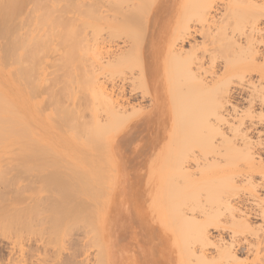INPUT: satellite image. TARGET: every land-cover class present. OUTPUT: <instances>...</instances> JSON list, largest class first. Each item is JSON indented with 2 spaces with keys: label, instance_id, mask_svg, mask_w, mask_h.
Segmentation results:
<instances>
[{
  "label": "bare ground",
  "instance_id": "6f19581e",
  "mask_svg": "<svg viewBox=\"0 0 264 264\" xmlns=\"http://www.w3.org/2000/svg\"><path fill=\"white\" fill-rule=\"evenodd\" d=\"M60 1L63 0H0V186L7 188L10 192L14 191L15 194H17V178L10 177L9 174L17 171V165H12V163L17 161V143L21 135L18 132L20 127V96L18 92L22 89L25 92L24 86L28 85L29 89L27 90L32 94L34 84L31 77L34 74L35 68L32 69L31 62L36 60L40 50V52L44 49L46 52L48 51L47 49L50 45L49 38L52 33L61 28L63 29L62 32L61 29L57 31L61 33L60 37H58L60 41L67 43L71 39L69 42L73 43L74 46L79 44V37L83 26V0H64L67 5L72 7L71 12H73V15L70 20L72 22L71 26L70 24L59 23L61 25L57 28L56 24L58 25L60 20L57 18L55 21L53 20L52 11L54 14L56 13V10L59 9L58 2ZM90 1L91 12L89 16L91 15V23L89 24L94 32L96 31L95 34L97 33L98 35L99 31L105 30L104 28H107L109 32L112 30L115 34L123 32L132 34L130 35L133 38V46L131 47H133L132 51L134 54L130 52L133 54V58L130 57L129 61L137 62L136 79L138 82H135L136 84L139 83L140 88H142L143 99L150 98L152 107L147 113L139 109L126 115L123 112L124 108L122 109L121 107L122 110H120L122 112L117 110L120 106H116L117 104L115 105L112 100H109L108 96L103 97L105 94H102L104 92L99 90L97 84L102 83L97 80L95 81L93 76L91 82L94 80L95 83L93 81L91 84L98 88L97 91H100L101 98H104V100L100 101L96 100L98 98L101 99L100 97H95L99 96V93L92 95V97H95L93 102L96 104H91L94 105V110L97 109L96 112H98L97 126L92 127V114L90 116L92 126L82 121L85 119V115L83 116L80 113L83 108L79 109V111L78 108L75 109L76 107H73L74 111L71 110L69 115L68 113L65 114L67 115L66 117L71 116L65 118V122L64 111H62L63 119L61 118L60 122L63 121L67 124L78 122V124H74V128L78 125L74 133L77 134L80 129L81 135H79L82 137L84 134L82 128L85 130L84 132L90 130L87 132L88 134L85 133L88 137L85 134L83 136L86 141L88 139L92 141L91 138L95 136V131L100 128L102 130V132L99 131L101 134L103 130L110 131L105 141V147L111 154L110 161L114 163L113 172H115V180H112L109 185L110 191L108 193L107 206L109 207L110 215L105 213L98 224L94 222L97 218H93L96 216H93L96 213L95 210L93 211V205H87V201L76 197V199H82V201L79 200V205L83 203L82 206L77 207L78 203L76 202L75 195L78 194V197H80L82 193L78 192L81 191V188L79 190V187H76L78 184L76 180L79 181L80 179V183H83V179H85L83 174H78L77 171V174L74 176L79 178L80 175L79 179L74 177L75 181H73L72 176L69 178L70 181L68 182L71 184L70 187L72 186L71 191L75 187L78 189L76 190L78 193H75L74 190L72 191L75 193H73L74 198L70 194L71 191H67L66 193V189L64 190V188L70 190L69 186H63L68 184L67 181L59 183V185L63 186V193H59L58 184V186H53L56 190H59L58 194H56L57 192L54 191V188H51V191L56 195L62 194L60 195L61 197L64 195L63 197L70 198L68 202L65 199L63 203L59 202L60 200H56L58 203L57 207H52L55 211L50 210L51 214H54L58 208L57 220L61 225L57 224V226L55 224L56 230L60 233L61 229H63L65 224L63 220H66L67 223L71 221L72 226L74 224L75 227L80 226V228V224H90L96 239L95 241L98 244L97 246H99V254L103 258V264H106L104 260L106 256L108 264L124 263L127 261L128 253L125 251L121 255L115 256L114 250L115 248L125 249V247H127V250L133 244L138 252L136 256L137 264H172V254L175 250H169L172 248L168 246L170 243L169 233H163V235L159 231L160 229H155L150 225V216L144 211V207L140 204V197L136 195L138 190L132 188L131 184L126 181V177L132 174L131 169H136V171H133L134 174H141V172L139 168L129 167L127 150L123 144L134 140L136 135V140L141 143L136 145V140H134L133 148L140 146L142 150L140 161L144 158L148 162L150 157L157 153L159 141L164 142L166 140L162 139L166 135V132L162 134L160 128L164 123L165 116L169 112L165 108V100L163 101L164 93L161 92L162 86L160 87L157 80L158 75L155 66L160 50V38L164 31L168 30L171 21L169 19L175 13L178 17L174 23V30L171 34L172 39L166 48L169 64H181L186 69L188 76L196 83L194 89L196 95H198L199 90L201 92L205 89L209 90L210 87L215 86L219 82L226 84L231 82V88L227 87L223 91L215 109L206 122L204 138H206L207 144L204 147L198 148V150L192 148L189 160L186 162L185 160L182 161L184 157L181 156L185 153H180V163L178 162V165L181 177L178 181L180 185L177 187V190L179 188L180 191H177L178 194L180 193V201L178 202L180 214L177 225L179 224L178 229L181 232L178 238L183 240L182 243L187 242V239H192L195 247L190 252L191 258L194 257L195 260L196 258L203 259V262L207 261L210 264H240L238 257L241 253L252 255L257 260L261 257L264 259V226L256 227L253 226L252 222V220H260L264 223V0H228L227 2H225L226 0H204L203 2L196 3V0H186L183 4L179 3L180 0H161L158 8L157 3L160 0ZM99 4L104 5L107 8V12L114 15H99ZM220 4H223L227 12L223 18L215 20V16L213 17L212 13L221 6ZM102 12L105 13V11ZM168 12H171L172 16L163 18ZM192 15L193 18L190 17ZM51 17H53V23L51 22ZM158 17H161L158 19L159 21L157 20ZM62 20L64 19L62 18ZM56 21L58 22L54 24ZM164 21L165 24L162 26ZM235 21H237L235 27L239 24L238 27L242 29L234 30L231 24ZM99 23L102 27L99 26ZM145 26L147 31H145ZM156 26L158 27L157 30H159L158 33L150 34L149 31L152 27L156 31ZM52 27L54 29H51ZM71 27V32L75 38L74 36L69 38L64 35L63 31L67 29L69 32ZM51 30H53L52 33ZM200 36L205 38L203 43H199L197 40ZM54 37L53 34L50 40ZM95 46L97 45L95 44ZM93 50L95 49L93 48ZM40 58L43 60L42 57ZM37 59L39 60V57ZM30 64L31 66H29ZM110 64L109 62L107 67H110ZM221 66L222 68L224 66V68L222 69ZM173 81L175 80L171 82L172 92L174 91L173 93L175 94L177 92L175 88L177 87L173 88V85L176 86ZM91 88L95 89L93 86ZM85 100L87 99L85 98ZM85 109L83 110L84 113L86 111L93 112L92 107L90 110L88 108V110ZM76 110L80 114L79 116L77 115L78 117L75 114ZM99 111H102L101 114H99ZM81 116L83 117L81 118ZM71 118L74 119L69 122ZM84 121L86 122V120ZM103 122H108L106 124L109 126L112 124V127L107 130V126H105V129H103L104 126L101 127V125H105ZM64 123L63 127L65 125V128L69 126L67 124L64 125ZM85 124H87L86 129ZM87 126L90 128H87ZM67 129L69 130V127ZM92 129L95 130V134ZM184 129H182V132L179 131L182 139L186 138L184 136H186L187 129ZM45 131L42 134H45ZM69 131L72 132L73 130ZM39 136L44 141H47L45 136ZM111 136L113 139L109 141V137ZM203 136L201 135V137ZM194 137L196 141L197 136L195 133ZM75 138L78 139V137ZM181 140L179 141L181 142ZM182 142L184 141L182 140ZM182 142L180 146H185ZM52 153L54 154V152ZM46 154L42 156L45 157ZM35 156L41 157V155ZM43 160L47 161L45 163L41 162L42 165L44 164V167L45 165L48 167L55 165V161L52 159L51 161H54L53 165L51 161L49 162L50 159L46 158ZM167 161L168 157L165 159V163ZM47 163L50 164L47 165ZM187 163L188 169L186 168ZM40 165H37L36 169ZM192 165L193 168L190 169ZM77 166L75 167L77 168ZM58 167L60 166L58 165ZM24 169L26 171L27 166ZM37 172L42 171L38 170ZM54 175V177L56 175L61 177L62 174L59 175L57 173ZM62 178L65 177L62 176L58 179L62 180ZM73 182L76 183H74L76 186L73 185ZM83 185L86 187L89 185V188L87 187L88 193L85 196H91V184L84 182ZM165 186L167 187V184ZM82 192L86 194L85 190ZM168 192L167 189L166 193L168 194ZM94 193H92L93 198H95ZM179 197L177 200H179ZM11 198L3 200L0 198V229L11 230L17 227V199ZM71 200L77 204H72ZM65 202H70L71 207L76 206L77 209L73 207V210L76 211L75 213H77L79 208H83L85 215H83L84 212L82 213L83 210L80 209L81 211H78L77 216L74 214L75 217H80L78 219L73 217L76 220H70L71 218L69 219L67 216L70 212L74 211L69 206L70 203L67 205ZM55 204L53 206H56ZM90 206L93 209H89ZM69 207L72 210L70 212ZM85 207L89 208L86 210ZM79 212L81 213L79 214ZM51 216L52 220L54 217ZM82 216L85 218H83V223L82 219L80 220ZM111 216L112 218L116 216L118 219L123 220L116 230L119 232V235L128 232L130 236L128 243H124L121 237L117 238L116 233L113 234ZM125 219L129 222L125 221ZM54 223H56V220ZM211 231L217 233L218 240L212 237ZM10 232L13 231L11 230ZM72 232L74 231L72 230ZM102 238L104 241H102ZM186 246L188 247V245ZM66 260L68 263V259ZM197 261L199 260L197 259ZM262 263L264 264V261ZM81 264L83 263L81 262Z\"/></svg>",
  "mask_w": 264,
  "mask_h": 264
},
{
  "label": "rangeland",
  "instance_id": "374dc122",
  "mask_svg": "<svg viewBox=\"0 0 264 264\" xmlns=\"http://www.w3.org/2000/svg\"><path fill=\"white\" fill-rule=\"evenodd\" d=\"M203 1L204 0H196L195 3L203 2ZM227 1L228 0H226L225 2ZM160 2L161 0L158 1L157 8ZM184 2H186V0H180L179 3L183 4ZM90 3H91L90 0H83V16H82L83 26L81 30V35L79 37V42H78L79 44L77 46H74L73 43L69 42L71 41V39L67 43H63L58 38L61 35V33L57 32L60 31L61 29L58 27L61 25V24L59 25V23L70 24L71 26L72 21L70 20L73 15L72 14L73 12H71L72 7L70 5H67V3L64 0L58 2V6H59V9H57L58 12L56 10V13L54 14V12L52 11L54 18L51 17V22L53 23L52 18L54 21L56 20V18L60 20L59 22L56 21L54 23L56 24L58 22V25L56 24V27L59 29L58 30L55 29L57 30L55 31L56 34L55 32L52 33L53 30H51L52 35L51 34L49 35L53 37L54 34L55 37L52 38V40H50L51 37L49 38L50 45L48 46L47 49L48 51L46 52V50L44 49L42 50V52H40L41 51L40 50L37 54L39 60L37 59L38 58L37 57L36 60L31 62L32 66L31 64L29 65L32 67V69L34 68L36 69V71L34 69L33 71L34 74H32L33 76L31 77L32 78L31 80L34 84L33 86L34 89H32V94L27 90L29 89L28 85L24 86L25 92H23L22 87H21L22 90L18 92V95L20 96L19 99L20 127L18 132L21 135H20V140L17 143V152H18L17 161L12 163V165L13 164L17 165V171H13L11 172V174H9L10 177L17 178V194H15L14 191L10 192L7 188L0 186V198L2 200L9 199L11 197H12L11 199L13 198L17 199V227L11 229L13 232H10L11 230H6L4 228L0 229V264H81V262L83 264L86 263L103 264V258L99 254V246H97L98 244L95 241L96 239L91 230L92 229L91 225L90 224L87 225L86 223L80 224L81 225L80 228V226L75 227L74 224L72 226L71 221L67 223L66 220H63V222L67 224L66 225L64 224L63 229H61L62 232L60 231L59 233L55 227V224L56 225L60 224L58 223L57 220L58 208L57 211L54 212V214H51L50 210L51 211L53 210L52 207L54 208L57 207L58 203L56 200L58 201L60 200L59 202L61 203H63L65 199L67 200V202L70 200V198L63 197L64 195L61 197L60 195L62 194H59V196L56 194H58L59 190H60L59 193L62 192L63 186L66 187L69 186L70 188V190L64 188V190L66 189L65 190L66 193L67 191H71L72 186L70 187L71 184H69L68 182L70 181L69 178L72 176L73 178L72 180L75 181L74 177L76 176L74 175L77 174L78 171V174H83V177L85 178L83 179L81 177L83 179V183L85 182L91 184L90 186L92 187V189L91 191L89 190L91 196L86 197L85 195H87L88 193L87 187L89 188V185H87L86 187L83 185L82 182L81 184L79 179L80 175H79V178L76 177V179H79V181L76 180V182L78 183L77 186L74 185L75 182H73V185L76 186L77 188L79 187L78 188L79 190L81 188V191L78 192H81L82 195L81 193H80L81 196L79 195L80 197H78V194L75 195V199L76 197L82 198L84 201H87L86 202L87 205L90 204L94 206V209L91 206L90 208L89 207L88 208L93 209V211L95 210L96 213L94 214L93 212L91 213L93 214V216L96 215L93 218H97L96 220H94V222H96L97 224L100 222V220L102 219L105 213L107 215H110L109 213L110 210L109 207L107 206V199L109 197L108 193L110 191L109 189L110 182L112 180H115V172H113L114 163L110 161L111 154L105 147V141L107 140L106 138L109 136L110 131L108 132L106 130H103V133L101 134L102 132V130H100L101 128L97 131L92 129L93 133L95 131L96 134L94 133L95 136L91 138L92 141H89V139L86 141L85 137L83 136H85L86 135L85 133L89 132L90 130L84 132L85 130L82 128L84 126L81 125L83 133L85 134L82 135V137L84 138L83 139L80 136L81 135L80 129L78 130L79 132L77 131L78 132L77 134L74 133L76 132L75 131L76 126H78L76 125L74 128V124L75 123L78 124V122H75L74 124L73 122L72 124L64 123L65 118L71 117V116L66 117L67 115L65 114L68 113L69 115V113H71V110L74 111L77 108L78 110L79 109L81 110L82 108L84 110L85 107L87 106V108L90 110V108L92 107L93 112L86 111L87 113L86 112L84 113L83 110L82 112L84 114L80 112L83 116L85 115L84 116L85 119L84 118L83 119L86 120V122L82 119L81 120L84 123H88L89 126L91 125V122L93 120V126L92 125L91 126L93 128L97 126L96 120H98L97 119L98 112H96L97 109L94 110L93 108L94 105L91 103H94L93 101L95 97L101 98V96L99 93L100 91L99 92L97 91L98 88L95 87V85L91 84L94 80L100 81V83H102V84L99 83L97 84L99 90L104 92L102 94L103 95L105 94V96L103 97L105 98L106 96H108L109 100H112L115 103V105L117 104L116 106H120L119 109L117 110H120L121 107L122 109L124 108L123 112L126 113V115H129V113H132L139 109L140 110L142 109L147 113L151 110L152 102L148 97L146 99H143L142 88H140L139 83L136 84V82H138L136 79L137 62L129 61L130 57L133 58V54H134L132 51L133 47H131L133 46V38L130 36L132 34L130 33L126 34L124 32L120 34H115L111 29H110L111 31L109 32L107 28H104L105 30L99 31L100 34L99 33L98 35L97 33L95 34L96 31L94 32V30L91 28V25L89 24L91 23V15L89 16L91 12ZM99 7H100V12H98L99 15L102 16L104 15L106 16L107 14L114 15L113 13H108L107 8L104 7V5L99 4ZM102 11H105V13H103ZM226 12L227 11L225 10V7H223L222 4L218 9H216L212 13V16L213 17L215 16L214 17L215 20L218 19L220 20V18L224 17ZM170 16H172V13L168 12L166 13L165 16H163V18H169ZM61 17L64 20H62ZM172 17L169 19L171 21L169 23L170 26L168 30L164 31L162 37L160 38L161 39L160 50L155 66L156 73L158 75L157 80L160 84V87L162 86L161 92L164 93L163 101L165 100L164 102L165 108L169 112L167 116H165L164 123L160 128L162 134L166 132V135L162 138L166 140L164 142L159 141L160 144L158 145L157 153L152 155L148 160V162H146L147 159H143L142 161H140V157H141L140 155L142 152L140 146L136 148L132 147V145H134L133 143L134 140L137 139L136 135L134 140H131L129 143L126 142V144L123 145L125 146L124 148L127 150L126 152L127 157L134 159V160L128 159V161L130 160L128 162L129 167L139 168L141 174L142 173L148 174V176L153 177V179H155L157 188H159V190L157 189L159 192H157L156 195L155 193L152 195L151 207L149 209L144 208V211L149 214L150 216L149 218L151 219L150 225L153 228L158 230L160 229L159 231H161L162 234L169 233L170 243L168 246L172 247L169 250L176 251V252L173 251L172 254L173 256L172 264H210L207 261L203 262V259L200 260L199 258H196L195 260V258L193 257L194 260H192L193 258H191L192 255H190V252L195 247L194 241L192 239L190 240L187 239V242L185 241V243H182L183 240L178 238L179 233L181 232L178 229L179 224L177 225L180 214V212L178 211V208H180L178 206V202L180 201V197H179L180 193L179 194L177 193V191L178 192L180 191L179 188L177 190V187H179L180 185L178 181L181 177V172L178 164L180 163L179 161L180 153L183 154L185 153L184 155L181 156L184 157L182 161L185 160L186 162L187 160H189V155H191L190 153L192 151V148L198 150V148L204 147L207 144L206 138H204L205 137L204 128L206 122L209 116L212 114L213 110L215 109L217 101L221 96V94L223 93V91L227 87L231 88V82L229 84H226L224 82H219L215 86L210 87L209 90L205 89L202 92L199 90L198 95L195 94L194 89L196 83L193 79H191L190 76H188L186 69L182 67L181 64L170 65L168 62V54L166 53V48L167 45L169 46V42L172 39L171 34L174 30V23L176 22V18L178 16L175 15L174 13ZM190 17L193 18V15ZM159 18L161 17H158L157 20ZM236 23L237 21L231 24L234 27V30L241 28L238 27L239 24L236 25L235 27ZM163 24H165V21L162 23V26ZM100 25L101 24L99 23V26ZM157 28L158 27L156 26V31H155V28L152 27V29L149 31L150 34L155 32L158 33L159 30H157ZM51 29L54 28L52 27ZM71 29L72 27L69 29V32L67 31V29H65L66 31L65 30L63 31L65 33V34L63 33L65 37L68 36L70 38L74 36V34L71 32L72 31ZM62 30L63 29H61V32ZM145 31H147L146 26H145ZM197 40L199 43H203L205 41V38L200 36L197 38ZM94 43L97 46H95ZM158 46H159V42H158ZM93 48L95 50H93ZM130 52H132L133 54ZM123 56L125 57L123 58ZM40 57H42L43 60H41ZM114 61L117 63H115ZM109 62L111 63L109 65L110 67H107L108 66L107 64H109ZM35 65L36 67H34ZM93 76H94V80L91 82ZM172 80H175L173 82H175L176 84V86L173 85V88L177 87L175 88V90L177 91L175 94L173 93L174 91L172 92V84H171ZM95 81L93 83H95ZM91 86H93V88L96 89V90L94 89L95 92L91 88ZM211 88H213L214 90ZM94 93L96 94L99 93V96L92 97ZM85 98L87 100H85ZM104 98L101 99L98 98L96 100L101 101L102 99L104 100ZM73 107L76 108L74 109ZM78 110L75 111L76 116L80 115L79 114L80 110L79 111ZM98 110L100 109L98 108ZM62 111H64L63 114L65 115L64 122L63 121L62 122L64 123V125L65 124L69 125L68 126L69 130L72 129L73 130L72 132L67 129L68 127L65 128L66 125L63 127V123L60 122L61 118L63 119ZM101 112L99 114H101ZM91 114H92V120L90 117ZM83 116H81V118ZM73 119L71 118L69 122H71ZM78 119L75 120L79 121ZM81 120L80 122H82ZM103 123L105 124V125H101V127L104 126L103 129H105V126H107L106 127L107 130L108 128L112 127L111 126L112 124L110 126L106 124L108 122L106 123L103 122ZM86 125L87 124H85V129H86ZM89 126H87V128ZM184 128L187 129L186 136H184V138L185 137L186 138L182 139L180 137L181 135L180 132H182L183 131L182 129ZM44 130H46L45 134H42ZM60 130L62 131V133ZM194 133L197 136L196 141H195ZM39 135L45 136V138H47V141H44L43 138L40 137ZM77 135H79L80 137ZM201 135L203 137H201ZM75 137H78V139H76ZM113 137L112 136L109 137V141H112ZM181 139L184 142H182ZM179 140H181V142L185 144V146L182 145L180 146L181 142ZM135 143L137 145L141 142L136 140ZM44 152L47 153L46 154L47 157L42 156L45 155ZM52 152H54V154ZM35 155H41V157L39 156L36 157ZM69 156L71 157V159ZM167 157H168V161L167 163H165V159ZM46 158L50 159L49 162L51 161V159L54 160L55 162L54 161L53 162L57 167L53 165L52 161L51 164L53 166L48 167L45 165L44 167L43 166L44 164L42 165L41 162L43 163L47 162L43 160ZM72 159H74L75 161ZM39 164L42 165V167L44 168L43 170L41 165L39 166L40 169L38 167L36 169V166ZM49 164L50 163H47V165ZM58 165L60 167H58ZM76 165H78L77 168L75 167ZM186 165H187L186 168L188 169V163ZM26 166L27 169L25 171V169L23 170V168H26ZM31 166H34L35 168ZM81 166H83L84 168ZM28 167H30V169H28ZM61 167H64L65 169ZM32 168H34L36 171L34 169L31 170ZM192 168L193 165L190 167V169ZM38 170L42 172H37ZM131 170H132L131 173H133V171H136V169H131ZM57 173L59 175L62 174L61 177L64 176L65 178L59 180L58 178L61 177L57 175L56 177H54L55 176L54 174ZM86 175L88 176L89 180ZM65 181H67L69 185L68 184H65L63 186L59 185L60 182H65ZM165 183L167 184V187L165 186L166 185ZM57 184L59 185V190H56L54 188L55 186H58ZM76 187L72 188V191L74 190L75 193L77 192L76 190H78ZM51 188H54V191L57 193L55 194L53 191H51ZM167 189L169 191L168 194L166 193ZM83 190L86 191V194L82 192ZM93 190L96 194L92 192ZM72 191L70 194L73 195L74 198L75 193ZM92 193H94L95 198L92 197L93 196ZM65 196L67 195L65 194ZM178 197L179 200H177ZM82 199H76V202L78 204L74 202L75 201L74 199H73L74 201L71 200L70 202L71 203L73 202L72 204L75 203L74 205L77 204L78 207L83 205L82 202H81L82 204L79 205L80 204L79 200L82 201ZM69 203L66 204L68 205ZM71 203L69 205L70 207H71ZM54 204L56 206H53ZM70 207H69V212L71 209L73 210V207L74 209H77L76 206L71 207V209ZM85 208L86 210L88 209L87 207ZM80 209L83 210L82 213L85 211L83 208H79L78 211H81ZM53 211H55V209ZM75 212L76 211L72 212L73 216L72 213L70 212V214L67 217L69 219L71 218L70 220H73L74 219L73 217H75V215L77 216V213ZM80 213L81 212H79V214ZM51 215L54 217L52 218V220L50 218ZM83 215H85V212ZM78 217L75 218L78 219ZM83 218H84L83 216L82 218H80V220L82 219V223L84 222ZM154 218H156V220L158 221V224L156 225H155L156 220ZM55 220L56 223H54ZM252 222H253V226L256 227L264 226V223L260 220H252ZM78 224H79V220H78ZM72 230L74 232H72ZM210 233L213 235L212 237L214 239L218 240L217 233L215 231H211ZM102 241H104L103 238ZM127 241L128 242L130 241L129 234L127 237ZM162 242L164 243V241ZM185 245H188V247L187 246L185 247ZM188 248L189 250H187ZM129 249L131 250L133 256L131 262L133 264H137V261L135 259L136 256L138 255V252L136 251L135 245L133 244V246L131 247L129 246ZM66 259H68V263L66 262L67 261ZM106 259L107 256L105 257L104 260L105 263L108 264ZM197 259L199 261H197ZM70 260L72 261L70 262ZM238 260L240 264H263L262 262L264 261L263 257L257 260L252 255H247L243 253L239 255Z\"/></svg>",
  "mask_w": 264,
  "mask_h": 264
},
{
  "label": "crops",
  "instance_id": "0c3cea01",
  "mask_svg": "<svg viewBox=\"0 0 264 264\" xmlns=\"http://www.w3.org/2000/svg\"><path fill=\"white\" fill-rule=\"evenodd\" d=\"M124 146V145H123ZM134 145H132L133 147ZM125 147V146H124ZM128 159H131L130 157H127ZM144 159V158H143ZM142 159V160H143ZM131 160H134L133 158ZM130 161V160H129ZM128 161V162H129ZM147 162V161H146ZM133 178V179H132ZM126 181L129 182L132 186V188L136 187V190H138L136 192V195L140 197V204L145 208V209H149L151 207L152 204V195L155 193V195L157 194V192H159V188H157V185L155 183V179H153V177L148 176V174H140V173H132L131 175L129 174V176L126 177ZM134 181V182H133ZM133 182V183H132ZM155 186V187H154ZM158 189V190H157ZM128 190V189H127ZM159 195V193H158ZM118 204V203H117ZM156 220V218H154ZM119 220V221H118ZM154 220V221H155ZM123 220L118 219V217L114 216L112 218L111 216V225H112V229H113V234L116 233L117 238L121 237V239L125 242L128 243L127 241V235L128 232H124L121 233L119 235V232H117V227L118 225L122 222ZM125 221H128L127 219H125ZM129 222V221H128ZM154 223V222H153ZM158 224V221H155V225ZM119 235V236H118ZM123 237V238H122ZM114 240V239H113ZM117 241V239H115ZM121 242V241H120ZM127 248V247H126ZM121 249V248H115V256H119L122 254V252H127L128 253V257H127V261H125L122 264H133L131 261L133 259L131 250L127 249ZM129 259V260H128ZM136 260V259H135Z\"/></svg>",
  "mask_w": 264,
  "mask_h": 264
}]
</instances>
